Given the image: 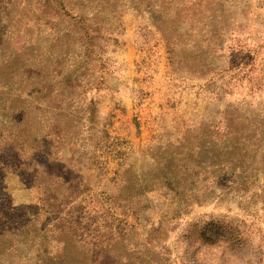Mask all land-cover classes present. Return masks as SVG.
<instances>
[{"label": "rangeland", "instance_id": "rangeland-1", "mask_svg": "<svg viewBox=\"0 0 264 264\" xmlns=\"http://www.w3.org/2000/svg\"><path fill=\"white\" fill-rule=\"evenodd\" d=\"M1 149L0 264H264V0H0Z\"/></svg>", "mask_w": 264, "mask_h": 264}, {"label": "trees", "instance_id": "trees-1", "mask_svg": "<svg viewBox=\"0 0 264 264\" xmlns=\"http://www.w3.org/2000/svg\"><path fill=\"white\" fill-rule=\"evenodd\" d=\"M9 143H12V141H8V145L10 146H13ZM234 143H235V140H234ZM234 143H232V145H234ZM231 145V146H232ZM22 156V162H26L27 160H29L30 162L28 163V165H26L27 168H24V174H23V180H25L27 182V184H29L30 186H33V185H37L39 187H45L46 186V182L48 181L47 177L49 175L48 171H47V167H42L41 169H39L35 164H32L31 162L35 161L34 158H31L29 155H24V154H21L17 151H12V150H9V151H4L3 149L0 150V160H6V161H9L11 160L12 163L15 164V168H19L21 166V161H19V158ZM35 165V166H34ZM162 168V167H161ZM164 169V167H163ZM164 171H157V170H154L152 172H150V174H152V179H150V181L148 182L147 184V188L148 190H152V189H160L165 191L166 189H175L177 188V180H172L171 182H169L167 184V179H166V174L167 175H171L172 173L170 171H168L167 169H164ZM39 172H42V174H40ZM149 172V171H148ZM147 172V173H148ZM57 173V170L53 173V176H55ZM42 175L45 176L44 178V182H40L41 181V178H42ZM52 176V175H51ZM158 177L159 180H156ZM57 182H59L57 185L61 186V185H67L68 183H71L69 182V180H65V178L63 177L62 174L59 173L58 175V178H57ZM162 190V191H163ZM193 190V187H188L187 190H183L180 192L179 194V197H181V199L183 200V202L186 204L188 203L189 199L192 198L191 196H195V194L193 193L194 191ZM5 199V198H4ZM5 204V205H4ZM23 207H20V206H13L9 200H4L3 204H0V237H5L7 236V231L9 229H14V237L13 239H15L16 242L18 243H21V244H28L30 246L29 243H33V240H34V236H29V233H28V228L30 226H32L33 224H35L36 221H38V217H35V218H28V216H26V219L27 221H23V218L25 216H20L22 220V222L20 224H17V222L15 223H11L10 220H11V217L13 218L16 215H25L23 214L22 212V208H25L26 206L25 205H21ZM28 207V206H27ZM16 210H19V212L17 213ZM175 213L180 214L181 213V210L179 209H174ZM15 213V214H14ZM7 220L5 221L4 219ZM41 219V218H40ZM46 222L49 221L48 218L45 219ZM44 225V224H43ZM38 227H35L36 230H42L44 231V233H46V231L49 229H42L40 228V226L37 224ZM53 227H55V231L54 232V237H55V240L56 242H58V244L62 245V248H64L66 246V243L63 242V240L61 239V236L62 235H66L68 234V232L70 230L66 229L65 226H63L62 224L61 225H56V224H53L52 225ZM70 233H72L70 231ZM53 235V234H51ZM53 237V238H54ZM75 242L78 243V240H75ZM40 246L38 247V249H42L43 248V245L39 244ZM40 255H42L41 253H39ZM52 259V257H51ZM60 262H64L63 261V258L60 259Z\"/></svg>", "mask_w": 264, "mask_h": 264}]
</instances>
